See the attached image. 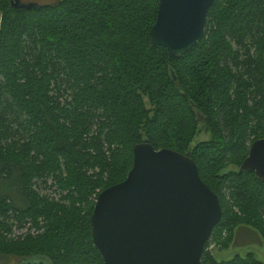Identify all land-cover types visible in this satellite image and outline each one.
Instances as JSON below:
<instances>
[{
    "label": "trees",
    "instance_id": "obj_1",
    "mask_svg": "<svg viewBox=\"0 0 264 264\" xmlns=\"http://www.w3.org/2000/svg\"><path fill=\"white\" fill-rule=\"evenodd\" d=\"M11 1L0 0V257L104 264L97 199L147 142L189 154L220 198L202 264H262L209 249L228 250L238 228L264 239V182L242 170L264 140V0H216L200 42L173 59L148 41L158 0ZM201 124L211 138L194 145Z\"/></svg>",
    "mask_w": 264,
    "mask_h": 264
},
{
    "label": "water",
    "instance_id": "obj_2",
    "mask_svg": "<svg viewBox=\"0 0 264 264\" xmlns=\"http://www.w3.org/2000/svg\"><path fill=\"white\" fill-rule=\"evenodd\" d=\"M215 1L158 0L150 46L165 49L171 59L188 55L204 36ZM11 3L15 9L39 6ZM2 23L0 12V32ZM133 153L126 181L101 193L92 215L93 243L104 264H202L223 217L219 196L201 179L189 154L156 151L147 142ZM242 170L264 182V140L252 145Z\"/></svg>",
    "mask_w": 264,
    "mask_h": 264
},
{
    "label": "rangeland",
    "instance_id": "obj_3",
    "mask_svg": "<svg viewBox=\"0 0 264 264\" xmlns=\"http://www.w3.org/2000/svg\"><path fill=\"white\" fill-rule=\"evenodd\" d=\"M28 2L37 3L39 5H46L53 3L54 0H31L26 1L25 3ZM210 138L211 136L207 132L205 125L201 124L200 133L196 138L194 145L200 142L208 141L210 140ZM49 186L46 188L43 187L44 194L53 197H59V193L57 192V190ZM27 233L34 234L35 231L29 229V227L22 229L14 228L11 237L16 239L25 236ZM209 251L212 252V254L218 261H229L234 259L236 256L246 257L249 254H253L259 262L264 264V239L260 236L259 233L248 228H238L236 230L235 242L228 250L221 251L218 246L212 243ZM23 262L27 263L29 261H22L17 257H0V264H23Z\"/></svg>",
    "mask_w": 264,
    "mask_h": 264
},
{
    "label": "flooded vegetation",
    "instance_id": "obj_4",
    "mask_svg": "<svg viewBox=\"0 0 264 264\" xmlns=\"http://www.w3.org/2000/svg\"><path fill=\"white\" fill-rule=\"evenodd\" d=\"M26 1H31V0H22V3L26 4ZM29 3V2H28ZM34 264V263H33ZM38 264H43L42 262H38Z\"/></svg>",
    "mask_w": 264,
    "mask_h": 264
}]
</instances>
